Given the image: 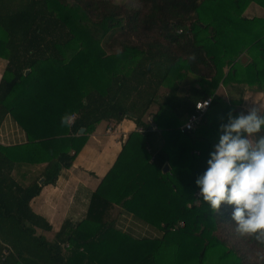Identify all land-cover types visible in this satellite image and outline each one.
Instances as JSON below:
<instances>
[{
  "label": "trees",
  "instance_id": "trees-1",
  "mask_svg": "<svg viewBox=\"0 0 264 264\" xmlns=\"http://www.w3.org/2000/svg\"><path fill=\"white\" fill-rule=\"evenodd\" d=\"M250 3L264 8V0H0V122L10 113L47 156L24 183L18 171L35 164L0 146V264H264V245L238 236L230 207L213 211L195 185L213 146L208 132L216 143L227 114L245 111L244 90L264 92V19L242 16ZM220 84L225 108L181 132L197 101H219ZM125 119L142 133L122 139L83 219L65 220L50 241L37 235L50 225L30 201L97 124ZM123 214L157 235L121 231Z\"/></svg>",
  "mask_w": 264,
  "mask_h": 264
},
{
  "label": "crops",
  "instance_id": "crops-1",
  "mask_svg": "<svg viewBox=\"0 0 264 264\" xmlns=\"http://www.w3.org/2000/svg\"><path fill=\"white\" fill-rule=\"evenodd\" d=\"M250 3L243 11L242 16L246 18H263L264 8L251 7ZM251 8V9H250ZM249 10L251 14L244 15ZM1 50V45H0ZM245 65L249 58L243 54L239 60ZM6 62L0 58V79ZM220 97L219 101L208 109L207 115L211 117L221 112L228 104L227 93L220 84L216 90ZM251 105L258 107L259 114L264 110V92L246 89L243 92L241 108L247 110ZM154 105L152 108H155ZM155 111V109H150ZM148 119H151L148 117ZM69 124L71 123L69 121ZM137 127L131 120H122L120 123L100 122L96 125L94 131L89 134L84 146L75 156L69 168H62L53 184H47L41 187L39 194L30 201L32 211L44 218L50 225V231L36 229V234L43 236L46 240L53 239L65 220L78 222L83 219L91 194L96 190L102 178L115 163L122 145V139L133 132H137ZM138 133V132H137ZM213 145L216 135L208 132ZM0 146L4 147L9 158L14 161H23L34 163L30 169L14 170V178H19L17 174H24L23 179L27 183L33 175L39 173L41 167L46 163L47 156L43 153L30 136L19 126L15 118L7 113L0 122ZM116 226L121 231L136 237H150L157 235L156 231L147 228L142 223L130 215H120L117 217Z\"/></svg>",
  "mask_w": 264,
  "mask_h": 264
},
{
  "label": "clouds",
  "instance_id": "clouds-1",
  "mask_svg": "<svg viewBox=\"0 0 264 264\" xmlns=\"http://www.w3.org/2000/svg\"><path fill=\"white\" fill-rule=\"evenodd\" d=\"M264 115L251 105L230 111L218 126V140L195 179L196 195L213 210L230 207L234 232L264 245Z\"/></svg>",
  "mask_w": 264,
  "mask_h": 264
},
{
  "label": "built area",
  "instance_id": "built-area-1",
  "mask_svg": "<svg viewBox=\"0 0 264 264\" xmlns=\"http://www.w3.org/2000/svg\"><path fill=\"white\" fill-rule=\"evenodd\" d=\"M210 106H211L210 98L197 101L194 106V111L188 116L185 123L180 127L181 132L194 131L196 127L199 125L203 116L210 108ZM72 120H73V116L69 117V121L72 122ZM148 121L151 128L154 129L151 119H148ZM136 130L138 133H142L141 128H137ZM8 252H9L8 250L4 249L3 255H7Z\"/></svg>",
  "mask_w": 264,
  "mask_h": 264
},
{
  "label": "rangeland",
  "instance_id": "rangeland-1",
  "mask_svg": "<svg viewBox=\"0 0 264 264\" xmlns=\"http://www.w3.org/2000/svg\"><path fill=\"white\" fill-rule=\"evenodd\" d=\"M251 7H258V6H256L255 4H251ZM250 9H251V8H250ZM256 9L261 10V8H259V7L256 8ZM249 14H251V13L249 12V10H246L245 13H244V15H246V16H248ZM165 93H166V91H165L164 89H162V90L160 91V93H159V97L162 98L163 95H164ZM155 106H156V105H155ZM152 107H153V106H152ZM152 107H151V109H155V108H156V107H155V108H152ZM150 111H151V110H150ZM151 112H152V111H151ZM207 112H208V111H207ZM208 115H209V114H208ZM145 121L149 123V121H148V117L145 118ZM211 133H212V132H211Z\"/></svg>",
  "mask_w": 264,
  "mask_h": 264
},
{
  "label": "water",
  "instance_id": "water-1",
  "mask_svg": "<svg viewBox=\"0 0 264 264\" xmlns=\"http://www.w3.org/2000/svg\"><path fill=\"white\" fill-rule=\"evenodd\" d=\"M239 61H242V59H240ZM27 73V71H25V74ZM237 109H239V108H237ZM84 132V129H80L79 130V134H82ZM167 170V166H165L164 167V171H166ZM43 182V179H40L39 180V184H41Z\"/></svg>",
  "mask_w": 264,
  "mask_h": 264
}]
</instances>
